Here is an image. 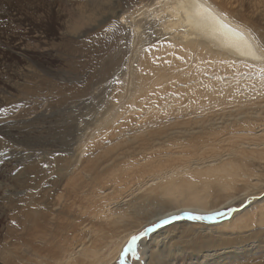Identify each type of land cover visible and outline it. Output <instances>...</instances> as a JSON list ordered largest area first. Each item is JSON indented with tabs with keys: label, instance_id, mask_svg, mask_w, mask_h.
Returning a JSON list of instances; mask_svg holds the SVG:
<instances>
[{
	"label": "bare ground",
	"instance_id": "bare-ground-1",
	"mask_svg": "<svg viewBox=\"0 0 264 264\" xmlns=\"http://www.w3.org/2000/svg\"><path fill=\"white\" fill-rule=\"evenodd\" d=\"M138 1L137 10L121 14V24L137 34L143 28L144 36L153 37L147 32L149 25L164 37L148 42L160 44L151 56L145 50L141 70L133 73L136 92L129 99L133 115L119 107L113 116L117 123L105 136L117 137L111 140L114 145L108 146L105 139L85 149V164L68 179L65 191L72 202L66 203L67 209L76 211L85 198L95 207L111 181L127 180L129 187L120 186L124 197L118 199L115 190L118 198L110 199L109 208L94 212V219L105 227L89 234L85 227L86 237L66 246L71 255L61 264H90L93 259L87 255L93 254L85 253L96 252L94 243L102 241L107 247L124 234L107 256L105 264H111L144 225L184 210H220L245 200L248 194L239 188L256 190L262 182L257 173L264 171V30L257 31L258 20L240 10L246 0L234 1L240 9H227L222 0ZM73 20V28L75 21L95 28L96 21L89 23L82 16ZM145 46L141 43L139 48ZM248 210L217 227L162 230L145 245V264H183L185 251L171 253L168 242L184 230L198 235L212 231L198 238L193 249L201 258L194 264L264 263V200ZM240 250L238 260L235 254Z\"/></svg>",
	"mask_w": 264,
	"mask_h": 264
},
{
	"label": "rangeland",
	"instance_id": "rangeland-1",
	"mask_svg": "<svg viewBox=\"0 0 264 264\" xmlns=\"http://www.w3.org/2000/svg\"><path fill=\"white\" fill-rule=\"evenodd\" d=\"M234 1L222 3L227 9H244L258 20L257 31H263L264 0H246L244 8ZM140 6L138 0H0V264L68 261L71 253L66 246L86 237L85 227L88 234L105 227L93 217L97 210H107L115 198L124 197L122 188H128L129 182L113 180L115 183L111 181L99 199L103 203L97 201L95 207H90L85 198L82 207L71 212L66 203L72 201L65 185L85 164V149L90 150L105 139L108 146L114 145L112 141L117 137L105 135L117 123L112 119L118 108L129 109L126 112L133 115L129 101L132 92H136L133 73L141 70L144 54L153 55L155 46L160 44L148 42L164 37L149 25L147 32L153 37L144 36L143 28L137 34L130 25L121 24L123 12L128 16ZM79 16L89 23L96 21L95 28L86 29L76 21L73 28V19ZM72 31L82 32L75 35ZM141 43L146 44L143 49L139 48ZM138 97L142 98V94ZM261 116L264 123V112ZM190 156L187 154V158ZM257 175L261 185L258 177L253 182L259 184L261 193L253 188L249 189L251 192L239 188L248 194L244 201L236 200L211 213L184 210L144 225L130 236L111 264H145V245L168 227L209 228L229 223L235 214L264 200V171ZM115 190L118 196L114 197ZM184 213L211 219L194 220ZM183 232L172 237L168 247L172 248L171 253L177 249L185 251L183 264H194L201 258V253L193 249L198 238L212 235V231L204 235L191 230ZM124 236H118L107 247L102 241L94 243L96 252L88 249L85 253L93 254L87 255L93 259L90 264H105ZM134 236L139 239L130 249ZM242 252L237 251L234 257L238 259ZM237 263L240 262L232 264Z\"/></svg>",
	"mask_w": 264,
	"mask_h": 264
},
{
	"label": "snow or ice",
	"instance_id": "snow-or-ice-1",
	"mask_svg": "<svg viewBox=\"0 0 264 264\" xmlns=\"http://www.w3.org/2000/svg\"><path fill=\"white\" fill-rule=\"evenodd\" d=\"M239 35V33H237ZM184 215H187L190 219L194 220H202V219H211L209 216H203V215H193L190 213H184ZM174 218H179V217H174ZM168 221H161V223H167ZM147 231H152V229H148ZM139 237H133L131 240V244L129 245V248L131 249L132 245H135Z\"/></svg>",
	"mask_w": 264,
	"mask_h": 264
},
{
	"label": "crops",
	"instance_id": "crops-1",
	"mask_svg": "<svg viewBox=\"0 0 264 264\" xmlns=\"http://www.w3.org/2000/svg\"><path fill=\"white\" fill-rule=\"evenodd\" d=\"M124 246H125V245H124ZM124 246H123V248H124ZM123 248L121 249V251L123 250ZM120 253H121V252H120ZM120 253H119V254H120ZM135 264H136V263H135Z\"/></svg>",
	"mask_w": 264,
	"mask_h": 264
}]
</instances>
